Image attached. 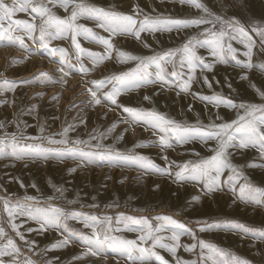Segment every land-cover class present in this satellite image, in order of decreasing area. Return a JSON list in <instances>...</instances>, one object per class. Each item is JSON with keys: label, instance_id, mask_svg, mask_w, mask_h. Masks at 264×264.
<instances>
[{"label": "rangeland", "instance_id": "obj_1", "mask_svg": "<svg viewBox=\"0 0 264 264\" xmlns=\"http://www.w3.org/2000/svg\"><path fill=\"white\" fill-rule=\"evenodd\" d=\"M43 3L51 14L59 19H68L69 10L49 3V0H36ZM76 3L102 8L108 12L131 15L137 21L132 32L110 34L93 19L81 17L76 23L92 30L97 37L109 39V51L94 40L78 37L85 50L79 55L71 44V34L66 38L51 40L47 48L40 47L39 25L43 20L33 18L28 12H17L13 20H24L37 26L29 39L27 33L13 25L12 31L0 37V140L4 142L5 152L0 155V228L5 235L0 237V246L11 238L19 249L12 256L0 257L5 264H141L133 253V259L121 251L104 247L96 255L83 244L76 235H92L91 227H84L81 221L68 220V228H42L41 222L27 215L9 217L4 210L5 201L9 207L25 205L35 214L37 209L50 211L59 208L64 212L77 211L95 216L98 221L111 220L110 235L127 240H136L139 231L124 230V224H117L118 217H145L155 226L161 221L157 216L167 215L185 224L195 234V239L187 233L180 235L179 247L175 255L163 248H156L165 264H223L232 257L246 264H264V240L257 235L264 231V203L257 204L248 198L249 188H245V199H240L241 185H248L257 192L264 191V156L258 147H231L227 150V162L232 168H225L219 177V186L209 191L204 180L178 179L184 165L189 169L194 163L210 158L218 147L216 140L200 142L192 140L178 143L169 131L166 138L171 146L159 144L165 135L143 121H133L124 107L144 112H155L176 124L185 127L207 128L211 124L231 123L245 115L244 105H264V41L252 28H264V0H200L212 15L208 16L199 9L180 0H75ZM7 5L12 0H4ZM205 16L214 20L219 16L225 20L238 22L245 27L253 39L251 62L253 68L246 69L236 65L230 55L223 53L224 63L217 61L206 48H198L197 55L206 63L213 64L211 71L197 68L188 80L187 65L180 66V55L168 61H161V67L151 64L147 71L151 74L150 83L132 84L116 97L117 105L104 99L106 93L113 91L115 81L97 89L95 83L111 77L136 70L142 60L162 55L169 50H179L188 39L203 38L205 28L220 30L221 25L207 24L188 28L164 30H145L137 38L141 21L156 19H193ZM47 19V17H44ZM4 27L8 28L7 22ZM11 37V39H9ZM21 38L24 47L20 46ZM237 50V59L242 64L248 58L242 53L247 51L243 44L226 41ZM51 48L67 51V76L59 71L60 56L50 55ZM124 52L139 59L121 62L118 53ZM91 53L92 55H89ZM70 65L71 67H67ZM83 66L86 71L81 72ZM182 73L174 77L173 72ZM159 72L163 81L156 78ZM37 73H47L48 78H36ZM205 79L207 83H205ZM13 87L9 88V83ZM166 81V83H165ZM181 81L188 82L187 90H182ZM211 85V86H209ZM96 92L100 103H95L91 91ZM218 96L232 100L236 107L214 106L201 97ZM147 97L148 99H145ZM72 126L69 143L66 145L49 144L48 138L61 139L58 134L65 127ZM43 129V131H41ZM239 134H237V143ZM80 141V143H75ZM12 144L16 148L11 147ZM29 145H41L43 153L36 156L19 153ZM140 145V146H137ZM75 148V155L62 150ZM111 151L122 156H141L157 168H165L161 174L151 169L141 168L126 161L111 164L104 161L88 163L90 154ZM47 157V158H45ZM235 175L229 179L230 175ZM184 175H187L185 173ZM214 175V174H213ZM31 197L33 199H26ZM206 223H243L247 233L231 229L200 231ZM12 224L17 225L13 231ZM119 228L120 231L115 229ZM31 229V231H29ZM17 231L24 237L16 234ZM96 231L103 235L106 223H98ZM165 243L171 230L159 233ZM68 238L65 246L52 245ZM215 246L225 255H213L208 259L209 250H201L199 242ZM195 245V247H193ZM151 246V241L143 245ZM185 246L191 251H186ZM148 264H158L151 257Z\"/></svg>", "mask_w": 264, "mask_h": 264}, {"label": "snow or ice", "instance_id": "obj_2", "mask_svg": "<svg viewBox=\"0 0 264 264\" xmlns=\"http://www.w3.org/2000/svg\"><path fill=\"white\" fill-rule=\"evenodd\" d=\"M181 3L190 5L195 9H199L202 12L206 13L208 16L212 14L208 12V9L200 0H180ZM49 3L58 5L64 8L66 11L71 7V15L68 19H59L53 16L50 10L43 4L38 3L36 0H12L11 5L4 3V0H0V37H3L6 33L14 30L13 25L18 28L23 29L29 39L35 40L36 36L33 33L36 31L37 26L33 23H29L24 20H13V16L17 12H28L33 15V18L39 17L43 20V23L39 25V42L40 47L47 48L51 40L66 38L68 34H71V44L77 53V59L79 55L84 53V49L81 47V44L78 42V37H83L85 40H94L106 47L109 51L111 50V43L109 39L102 37H97L92 33V30L77 24L76 21L81 18L93 19L98 22V25L102 27L106 32L110 34H115L119 32H132L133 28L137 25L136 19L131 15H122L115 12H108L102 8L93 7L85 3H76L75 0H49ZM47 17V19H44ZM7 22L8 28L4 27V23ZM216 24L221 25L220 30H214L213 28H205L201 38L188 39L183 47L179 50H169L162 55L153 56L147 58V60H142L138 65L136 70H133L129 73H124L111 77L109 80H101L94 82L97 89L103 87L107 83L115 81L113 91L106 93L104 99L110 101L111 104L117 105L116 97L120 92L132 84H139L140 82L150 83V73L147 71L151 64H155L158 68L161 67V61H168L174 59L178 52L180 55V66L183 68L187 65L189 77L188 80L191 81L192 73L196 71L197 62L199 65L208 71H211L213 64L206 63L204 58L197 55L198 48H206L210 51L211 55L217 58V61L224 63L223 53L226 51L231 59L235 61L236 65H240L246 69L253 68L254 65L251 62L252 48H253V39L249 35V32L245 30V27L240 26L238 22L232 20H225L219 16H216L214 20H209L205 16H200L193 19H156L148 20L145 19L140 22L138 30L134 32V35L138 38L140 32L145 30H164L171 31L172 29L188 28L193 26L207 25V24ZM251 31L255 32L262 41H264V28H252ZM11 39V37H9ZM19 40L20 46L24 47L23 40L17 37ZM235 40L244 45L247 51L243 52L242 55L247 57V62L243 63L237 59V50L232 47L230 42ZM50 55L55 57L57 54L60 56V65L59 71L63 73L64 76L69 74L66 71V58L67 51L63 48H51ZM89 55H92L89 53ZM118 56L121 58V62H124L129 59H139L138 57L130 56L127 53L120 52ZM67 67H71L68 65ZM79 71L84 72L86 69L81 66ZM174 77L182 75V73L173 72ZM48 78L47 73H37L33 79ZM156 78L160 81L164 80V77L160 75L159 72L156 73ZM9 83V82H5ZM166 83V81H165ZM205 83L207 80L205 79ZM182 90H187L188 82L181 81ZM211 86V85H209ZM13 87V83H9V88ZM91 91L92 97L95 100V103L99 104L100 100L96 98V92ZM145 99H148L145 97ZM201 99L212 103L214 106L224 105L225 107H236L235 103L230 99H225L218 96H208L201 97ZM240 107L245 109V115L239 116L237 120L232 121L231 123H221V124H211L207 128L192 126L185 127L179 124H176L174 121L165 118L163 115L157 114L155 112H144L141 110L133 109L131 107H124L123 111L128 113L133 121H143L145 124L150 125L153 129H158L162 135L159 140V144L163 147L171 146L169 140L166 138L167 133L170 131L175 140L178 143H186L192 140H197L200 142H207L210 140H216L218 147L213 149L215 153L210 158L202 160L200 163H194L189 169L188 165H184L181 172L176 173L178 179H187V180H204L208 190H213L214 187L219 186V177L220 174L224 171L225 168L231 169L232 166L227 162V150L231 147L247 148L249 146L258 147L262 156H264V105H244L241 104ZM73 130L72 126L65 127L61 133L58 135L62 137L61 139H55L53 137L48 138L49 144H60L66 145L69 143L68 135L69 132ZM43 131V129H41ZM237 134H239V140L237 143ZM75 143H80V141H75ZM4 142L0 140V155H3L5 149L3 147ZM140 146V145H137ZM13 149L16 148L15 144H12ZM44 149L41 145H29L27 149L21 148L19 153L13 151L11 155L24 156L27 153H32L36 156H39L43 153ZM57 152H64L68 155H75L79 150L75 148H65L62 150H54ZM47 158V157H45ZM96 161H104L106 163H113L116 161H126L130 164L138 165L141 168L151 169L154 172L165 173L167 169L157 168L150 161H147L144 157L141 156H122L120 154H114L111 151H105L102 153L90 154L88 163H93ZM187 173V175H184ZM214 174V175H213ZM235 171L233 170V175L229 176V179H233ZM249 188L248 198L257 204L264 203V191L257 192L254 189H251L248 185H241L239 194L240 199H245V188ZM26 199H33L31 197H26ZM26 206L16 204L9 207L8 202L5 201L4 210L7 212L9 217L14 215H27L30 219L37 220L41 222L42 228H68L67 221H81L84 227L92 228V235L85 236L81 234H76L78 239L92 250V254L96 255L99 252H102L104 247L107 246L109 249L121 251L122 254L126 253L129 259H133V253H138V256L135 257L138 259L141 264H148V261L151 257H154L158 264H165L163 257H161L154 250L156 248H163L175 255L176 249L179 245V238L182 234L192 235L195 239V234L191 232L185 224L178 222L177 220L169 217L167 215L157 216L154 219L161 221L157 224L155 228L149 223L148 218L145 217H118L116 220L117 224H124V230L127 231H139L142 234L137 238L139 243L136 240H127L120 237L110 235L111 220L106 218V221H98V218L95 216H89L77 211L64 212L59 208H52L50 211H42L37 209L35 214L29 209L25 211ZM98 223H106L107 231L101 235L96 231V225ZM231 229L239 230L242 233H247L248 228L243 223H206L200 227V231H207L213 229ZM13 231H16L17 225L12 224ZM116 231L121 229L116 228ZM171 230L172 235L167 237V239L173 241L174 243L168 244L165 243V237L158 235L162 231ZM31 231V229H29ZM20 239L24 237L17 231L16 233ZM5 235L4 229L0 228V237ZM261 240H264V231H260L258 234ZM151 241L150 247H145L143 245ZM69 239L65 238L62 241H59L56 244H53L52 247H61L69 243ZM195 247V245H193ZM199 247L201 250L207 248L209 250L208 259H212L213 255H225V253L216 248L213 245L206 244L204 241L199 242ZM186 251H191L190 247L185 246ZM13 253H19L14 241L9 238L7 239L6 244L0 246V257L12 256ZM204 255L203 251L201 253V264H203ZM0 264H5V262L0 259ZM25 264H31V261H25ZM178 264L180 262L178 261ZM193 264H196L194 261ZM213 264H217V261L213 260ZM223 264H229L228 261L223 262ZM230 264H246L245 261L240 260L236 257H232Z\"/></svg>", "mask_w": 264, "mask_h": 264}]
</instances>
